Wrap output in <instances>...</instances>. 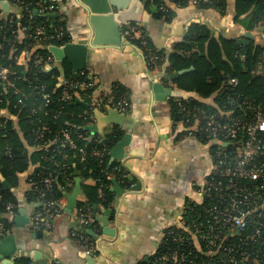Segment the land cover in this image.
Listing matches in <instances>:
<instances>
[{"label": "crops", "instance_id": "0c3cea01", "mask_svg": "<svg viewBox=\"0 0 264 264\" xmlns=\"http://www.w3.org/2000/svg\"><path fill=\"white\" fill-rule=\"evenodd\" d=\"M15 1L0 0V16L5 14L1 5L6 3L8 6L5 17L1 20L7 19L10 12L19 16ZM47 1L55 6L48 14H58L57 18L49 19L57 22L56 29L60 28L63 34L60 39L55 40L58 42L55 46H71L66 52L68 58L64 59L71 69L85 71L92 78L95 93L100 99L110 97L113 88H117V93L112 96L123 94L130 102V109L123 117L107 112L104 108L97 109L98 114L92 112V129L87 130L89 139L97 137L102 143L105 140L104 143L109 146L106 159L109 163L115 162L122 167L130 187H124L114 176H109L112 193L110 202L106 206H97L98 210L93 214L94 227L90 225L79 232V209L76 204L86 202L81 185L93 186L95 183L93 178L82 179L72 171L70 189L63 192L61 199L63 215L55 220L52 231L46 233L32 230L29 225L34 205L25 200L27 192L23 186V176L18 187L13 190L16 197L15 212L5 215L10 218V226L0 236L3 238L12 234L13 240L7 249H14L11 256L0 260V264H15L22 257L28 259V264L144 263L158 246L162 228L178 219L187 199L195 198L196 186L208 176L211 167L210 146L186 136L180 127L173 124L171 109L174 99L199 98L192 92L178 89L176 79L161 78L165 74H174H169L165 68L172 46L183 41L191 23L206 26L216 39L220 37L236 40L243 38L244 32L249 31L252 33L249 42L253 41L257 45H264V30H260L262 27L247 30L241 22L243 16L236 20L233 0H226L225 13L189 3L180 7L162 0L163 9L159 10L164 12V8L169 9L171 13L168 19L157 18V7L148 6L141 1L145 6L137 26L139 32L164 57V63L150 69L143 52L131 45L137 47L136 41L124 35V26L120 28V36H124L130 44L92 45L93 35L88 15L78 0ZM22 28L18 32L21 39L26 35ZM63 61L59 69H62ZM19 66L26 69L22 60L19 61ZM190 68L192 71V67ZM154 82L175 91L176 95L156 99L152 90ZM115 132L119 133L118 139L127 135L128 142L123 149L122 158L110 161L111 150L118 139L109 145L106 134L114 137ZM75 190L77 194L69 213L65 210L68 209L69 198ZM77 230L82 235L81 238L71 235L72 231Z\"/></svg>", "mask_w": 264, "mask_h": 264}, {"label": "trees", "instance_id": "16d2710c", "mask_svg": "<svg viewBox=\"0 0 264 264\" xmlns=\"http://www.w3.org/2000/svg\"><path fill=\"white\" fill-rule=\"evenodd\" d=\"M20 1L21 3L15 1L14 4L19 9V16L10 12L7 19H0V66L9 67L16 88L26 95L25 106L15 108V94L11 91L4 92L3 94L0 93V111L11 113L17 118L16 126L21 129L27 146L13 128L6 129L7 139L1 137L0 131V179L9 186L7 189L3 184L0 185L2 195L0 222H3L5 227L10 226V218L5 216L4 204L10 202L16 206L14 191L23 176L28 175V179L39 180L47 173H52L56 177V185L54 184L49 197L61 200L64 191L58 189V184L66 185L68 183L69 186L66 190H69L70 183L73 181L72 171H75L82 179L91 177L97 180L93 186L81 185V191L86 196V202L76 204L77 209L86 211L93 217V214L98 210V205L106 206L111 200V177L109 176H114L115 180L119 181L124 187H130L127 174L119 164L109 163L106 158L101 159L92 155L91 149L100 147L99 142L101 141L99 138L97 139L98 142L94 141L96 137H93L90 142L76 141L78 147L87 151L86 159L83 162L73 156L74 151L68 147L50 145L44 149L43 142H34V132L41 123L57 129L64 127L66 122L80 125L81 120L78 115L84 112L92 115V109L89 106L87 108L80 106L75 101H59L60 89L58 83L60 78L74 77L78 72L73 71L65 60L62 69L55 66L49 71L33 68L36 59L43 58L51 52L47 49V45L36 44L26 35L31 34L35 27H43L51 32L58 25L56 21L51 22L46 14L32 12L31 9L34 8L32 7L33 0ZM141 1H144L148 6L157 7V18L168 19L170 17L171 11L169 9L164 8V12L159 10V7L163 5L162 0ZM188 1L180 0L178 6H185ZM25 4H29L31 7L26 9L24 8ZM197 7H210L219 13H225L226 0H208V3H200ZM233 10L236 20L243 16L241 22L247 30L264 27V0H233ZM9 18L12 19L11 22H9ZM127 26L139 29L133 23H128L124 27ZM22 27H25L26 35L21 39L18 37V32ZM145 40V48L150 49L157 56L153 64L147 63L150 69H154L164 63L163 53L153 49L147 37H145ZM48 44L57 45L58 42L52 40ZM25 48L31 52L30 62H28L29 68L26 69L14 62V56ZM190 67L193 70L180 75L175 84L178 89L192 92L199 99L197 100L195 97L175 98L171 109L173 121L183 117L182 112L178 110L177 102H180L183 106L203 109L207 113L215 111L214 106L218 105L223 110L232 109V117L234 118L251 119L253 115L251 109L259 110L264 116V45L254 44L253 41L248 45H244L237 44L233 39L220 37L216 39L211 36L206 26L191 23L186 30L183 41L176 42L172 46V53L167 57L165 68L169 74H172ZM231 79L235 81V84H228ZM37 85L46 87L45 91L54 102V111L48 113L43 108L44 101L41 94L37 90L36 92L33 90V87ZM117 91V88H113L112 95L116 94ZM90 93L91 90H88L82 94V98L86 103L89 102ZM112 95L110 97H115ZM228 98L234 99L233 107L229 105ZM244 108H247L246 112H243ZM118 134V132L113 133L114 137H111V134H106L109 145L117 141ZM205 141L202 140L206 144ZM104 142L105 140H103ZM33 144L38 149L27 148L28 146L33 147ZM209 146L210 151L214 154L216 145L210 144ZM5 148L9 149V153L5 152ZM225 149L230 151L231 146H226ZM64 155L68 158L65 159ZM64 164L66 166H63ZM28 171L30 172L28 173ZM210 175L208 174L205 179L215 178ZM246 184L250 185L249 183ZM24 197L29 204L34 205V210H36L35 203L41 200L40 194L29 191ZM94 225L93 220L90 227H94ZM253 227L255 228L254 222H250V225L242 233L243 241L249 236ZM239 243L241 245L238 248H244L250 253H258L256 248L259 251L264 249V245L257 242L252 243L247 239L245 244ZM15 264H28V259L18 258ZM140 264H146V262Z\"/></svg>", "mask_w": 264, "mask_h": 264}, {"label": "built area", "instance_id": "2783aa9c", "mask_svg": "<svg viewBox=\"0 0 264 264\" xmlns=\"http://www.w3.org/2000/svg\"><path fill=\"white\" fill-rule=\"evenodd\" d=\"M167 1L177 6L180 2V0ZM16 2L21 3L20 0ZM188 3L197 6L200 3H208V0H189ZM29 4H25L24 8L31 7ZM32 7L34 8L31 10L35 14L45 15L54 10L55 6L47 0H33ZM159 9L162 10L163 7L160 6ZM11 21L12 19L9 18V22ZM123 28L124 35L137 42V48L143 52L146 63L153 64L157 56L150 49L145 48V36L141 35L136 27ZM22 30H25V27ZM62 35L60 28L48 32L43 27H35L28 37L36 44L55 46L48 43L60 39ZM30 54L27 48L22 49L14 56V62L19 65V61L22 60L24 67L29 68ZM54 63L53 54L49 53L43 58L36 59L33 68L47 71L48 68L54 67ZM228 84H235V81L231 79ZM58 87L61 102L76 100L85 102L82 94L91 90L87 104L92 110L112 108L119 113H127L130 109V102L123 94L118 97L104 96L100 99L95 93L92 78L82 70L74 77H61ZM33 90L41 94L44 101L43 108L48 113L54 111V102L45 91L46 87L37 85ZM10 91L16 96L14 107L23 108L25 93L16 88L9 67L0 66V93ZM228 103L233 107L234 99L228 98ZM177 107L183 117L173 121L174 126L180 127L188 137L200 142L206 140L207 145H216L214 154L210 151L209 172L215 178L204 179L197 185L195 198L186 200L178 219L162 228L159 244L146 264H264V249L259 251L256 248L258 253H250L244 248H238L241 245L239 242L243 245L246 239L264 245V116L257 109H251L253 111L251 119H242L232 117V109L223 110L218 105L214 106L215 111L212 113L200 108L183 106L180 102H177ZM246 110L247 108H244L243 112ZM30 112L32 113L33 110ZM78 118L81 120L80 125L66 122L64 127L59 129L41 123L34 132V142H43L44 149L50 145L68 147L74 151L73 156L83 162L87 151L78 147L76 141H91L87 126L91 125L92 115L84 112L79 114ZM16 122L17 118L11 113L0 111L1 137L7 139L6 129L13 128L27 146ZM97 139L96 137L94 141L98 142ZM99 143L100 147L92 148L90 152L101 159L106 158L109 146L106 143ZM34 145L27 148L38 149ZM226 146H231V150L227 151ZM5 152L9 153V149L5 148ZM64 158L68 157L64 155ZM27 177L28 175L24 177L23 183L25 191L37 192L41 198L35 203L37 209L31 213L29 225L32 230L48 233L54 228L55 220L63 215L61 200L49 197L54 184L56 185V177L52 173H47L39 180ZM93 181L97 182L96 179ZM2 184L3 181L0 179V185ZM67 186L68 183L58 184V189L65 192ZM4 207L6 215L13 214L16 209L10 202L5 203ZM77 221L79 232H82L92 224L93 217L86 211L78 210ZM250 222H254L255 228L253 227L249 236L243 241L242 233ZM7 231L8 228L0 222V236ZM79 232L72 231L71 235L81 238Z\"/></svg>", "mask_w": 264, "mask_h": 264}, {"label": "water", "instance_id": "95a60500", "mask_svg": "<svg viewBox=\"0 0 264 264\" xmlns=\"http://www.w3.org/2000/svg\"><path fill=\"white\" fill-rule=\"evenodd\" d=\"M78 2L85 9L88 15V22L93 35L92 45H98L100 43L107 45H119L121 43L130 44V42H128L124 36H120V28L128 23H133L135 24V26H138L145 6L141 2V0H78ZM1 7L3 12L6 14L8 7L7 4L3 3ZM5 14H2L0 16V19L4 18ZM46 16L50 19H54L58 17V14L53 13L47 14ZM260 30H264V28H260ZM251 38L252 33L247 31L244 32L243 38H237L235 41L237 44L248 45L250 43L249 39ZM131 45L135 47L138 51H140L136 46H134L133 44ZM70 47L71 46H66L64 48H61L57 46H49L47 48L53 54V57L55 59L54 66L58 69L61 67V62L65 59V57L68 58L66 52L67 49H69ZM49 70L50 69L48 68L47 71ZM189 71H191V68L180 70L169 76L165 74L161 78L175 80L180 75ZM152 90L155 94L156 99H163V97L166 98L176 95L175 91L163 87L158 82L152 83ZM75 103L86 108L88 107L87 103L80 100H76ZM106 111L111 113H117L120 117L126 115V113H119L112 108H107ZM92 112L94 114H98L97 109H93ZM112 120L116 121L115 119ZM91 129L92 126H87V130ZM127 142V135H124L118 139L115 146L111 150L110 161H112L114 158H122L123 149L126 146ZM3 185L7 189L9 188L6 182H3ZM76 194L77 190H75L74 194L69 198L68 209L65 210L66 212L70 213L73 199ZM12 240V234H7L3 238H0V260L12 255L14 247L13 249H11L10 247H8L7 249V246H10Z\"/></svg>", "mask_w": 264, "mask_h": 264}, {"label": "rangeland", "instance_id": "374dc122", "mask_svg": "<svg viewBox=\"0 0 264 264\" xmlns=\"http://www.w3.org/2000/svg\"><path fill=\"white\" fill-rule=\"evenodd\" d=\"M262 28H264V27H262ZM201 143H203V142H201ZM203 144H205V143H203ZM208 143H206L205 145H207Z\"/></svg>", "mask_w": 264, "mask_h": 264}]
</instances>
